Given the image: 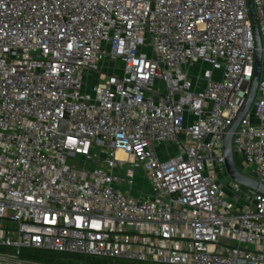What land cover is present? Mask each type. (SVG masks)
I'll return each mask as SVG.
<instances>
[{"label":"built area","instance_id":"1","mask_svg":"<svg viewBox=\"0 0 264 264\" xmlns=\"http://www.w3.org/2000/svg\"><path fill=\"white\" fill-rule=\"evenodd\" d=\"M254 10L233 152L264 184ZM256 50L249 0H0V264H264V193L224 157Z\"/></svg>","mask_w":264,"mask_h":264},{"label":"water","instance_id":"2","mask_svg":"<svg viewBox=\"0 0 264 264\" xmlns=\"http://www.w3.org/2000/svg\"><path fill=\"white\" fill-rule=\"evenodd\" d=\"M249 10L251 11V17H252V23L253 28L255 30V36H256V44H257V50L255 55V70L253 75V83L252 88L250 92V96L248 97V100L234 121L233 125L229 129L228 134L225 137L224 141V157H225V163L227 171L230 175V177L236 181L237 183L241 184L242 186L248 187L250 189H257L260 192L264 193V184L258 181L257 179L250 178L243 174L239 169L235 161L234 152H233V136L236 132L237 128L239 127L243 117L248 113L250 108L253 105V102L256 98V93L259 87L260 82V74L262 69V44H261V36L259 32V27H257V17H256V11L254 10V0H249Z\"/></svg>","mask_w":264,"mask_h":264},{"label":"trees","instance_id":"3","mask_svg":"<svg viewBox=\"0 0 264 264\" xmlns=\"http://www.w3.org/2000/svg\"><path fill=\"white\" fill-rule=\"evenodd\" d=\"M239 163H237L238 165ZM23 255V254H22ZM26 256L24 259L31 262L32 264H105L108 262L106 258L87 256V255H76L67 254L62 252H54L46 249H27L24 252ZM112 261H118L120 263L128 264H142L130 261L110 259ZM124 261V262H122Z\"/></svg>","mask_w":264,"mask_h":264},{"label":"rangeland","instance_id":"4","mask_svg":"<svg viewBox=\"0 0 264 264\" xmlns=\"http://www.w3.org/2000/svg\"><path fill=\"white\" fill-rule=\"evenodd\" d=\"M175 148H173V150H174ZM235 159H236V162L237 163H239L240 162V158H239V156H236L235 157ZM239 168H240V166H239ZM242 170V169H241ZM142 175V174H141ZM138 186L141 188V189H145V190H148L149 189V185H148V182H146V181H144L143 180V178H142V176H138ZM242 189L243 190H245V191H247V190H249L250 188H248V187H245V186H242ZM26 250L27 249H24L23 250V255L21 256V258L22 259H24L26 256L24 255V252H26ZM51 251V250H50ZM54 252H56V251H54ZM58 253V252H57ZM103 259V258H102ZM106 260H108V262H106L105 264H128V263H120V262H118V261H112V260H110V259H106ZM122 262H124V261H122ZM126 262V261H125Z\"/></svg>","mask_w":264,"mask_h":264}]
</instances>
